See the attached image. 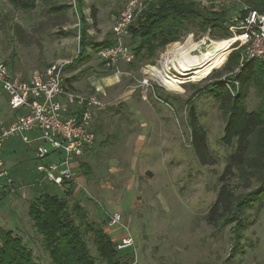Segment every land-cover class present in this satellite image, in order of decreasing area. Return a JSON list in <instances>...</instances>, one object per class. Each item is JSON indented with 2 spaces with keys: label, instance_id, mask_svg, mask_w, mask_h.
<instances>
[{
  "label": "rangeland",
  "instance_id": "1",
  "mask_svg": "<svg viewBox=\"0 0 264 264\" xmlns=\"http://www.w3.org/2000/svg\"><path fill=\"white\" fill-rule=\"evenodd\" d=\"M129 1L82 0L78 8L75 0H39L35 10L22 11L0 0V63L23 78L62 65L65 89L80 94L97 89L104 104L95 117L94 144L81 159L89 174L84 175L78 167L75 183L65 195L62 189L40 182L36 145H25L17 137L4 143L1 158L14 180V193L0 195V227L21 238L36 264H50L42 236L27 214L28 203L48 192L66 198L71 212L79 205L86 222L102 227L114 243L121 245L123 239L130 238V248L116 249L129 264H264V201L243 213L248 225L238 234L241 251L234 259H230L237 242L233 225L214 229L205 220L232 149L221 143L225 117L218 102L198 90L216 80L227 82L228 57L240 52L244 59L242 50L231 48L218 71L199 82H186L179 93L167 91L146 74L151 66L160 71L168 67V57L189 38L194 43L230 39L227 22L239 17L246 6L241 0H192L204 10L224 12L227 33L221 28L203 33L197 23L189 24L177 42L157 48L149 59L107 70L98 54L88 48V59L67 69L78 55L84 24L92 42L112 39V27ZM156 1L147 0L141 17L127 31L125 42L132 51L138 44L132 32L142 28L148 5ZM259 103L250 89L247 111L255 110ZM190 110L206 133L211 165H201L192 150ZM12 115L15 112L1 98L0 120ZM227 182L236 195L252 192L258 185L236 175ZM113 214H119L120 221L109 228ZM86 241L92 256L98 258L92 236L88 234ZM97 264H102L99 258Z\"/></svg>",
  "mask_w": 264,
  "mask_h": 264
},
{
  "label": "trees",
  "instance_id": "2",
  "mask_svg": "<svg viewBox=\"0 0 264 264\" xmlns=\"http://www.w3.org/2000/svg\"><path fill=\"white\" fill-rule=\"evenodd\" d=\"M38 1L7 0L11 6L22 11L35 10ZM241 1L254 10L262 11L261 8L264 7V0ZM75 2L78 8L82 7V0ZM242 15L243 12L240 16ZM144 16L142 28L132 32L133 38L138 40L132 51L134 60L149 59L157 48L177 42L186 25L197 23L204 33L208 29H223V24L226 23L224 12L204 10L192 0H157L155 4L148 5ZM81 21L85 22L83 18ZM223 30L227 33L226 28ZM113 45L111 38L99 43L92 42L85 33L84 24L79 38L78 55L67 65V69H73L88 59V48L92 53L98 54ZM225 70L230 73L227 82L216 80L198 91L202 90L218 102L225 117L221 143L232 149L218 180L221 187L205 220L214 229L225 224L233 225L236 234L234 241L237 242L230 252V259H234L241 251L238 234L248 225L242 218L243 213L264 201V62L246 61L240 52H233L228 57ZM64 82H68V79ZM250 89L254 90L260 103L255 110L248 112L245 101ZM196 95L197 93L194 94ZM188 127L194 155L201 165H211L213 162L206 133L193 110L188 114ZM79 167L84 175L89 174L86 163L79 160ZM235 175L243 181L254 180L258 184L257 188L247 194L236 195L227 182ZM72 185L74 183L64 184L63 195L71 191ZM27 214L34 229L42 236V244L50 264H97L98 258L102 264H129L121 259L116 250L117 244L102 227L86 222L79 205H74L72 212L69 210L66 198L44 192L35 201L28 203ZM88 234L92 236L98 258L92 256L88 248ZM0 264H36L32 251L23 245L21 238L1 227Z\"/></svg>",
  "mask_w": 264,
  "mask_h": 264
},
{
  "label": "built area",
  "instance_id": "3",
  "mask_svg": "<svg viewBox=\"0 0 264 264\" xmlns=\"http://www.w3.org/2000/svg\"><path fill=\"white\" fill-rule=\"evenodd\" d=\"M146 2L130 0L116 19L111 30L114 45L98 53L107 70H116L119 64L129 65L134 61L125 37L129 27L141 17ZM227 23L231 39L235 40L232 49H241L246 61L264 62V10L245 7L242 16ZM62 69V65H52L23 78L0 63V97L6 99L9 109L16 114L7 125L0 124V195L14 193V180L1 158L4 143L14 137L25 145H36L40 182L62 190L66 182L75 183L79 160L95 141V114L104 110V104L98 98L97 89L91 94L65 89ZM145 85L149 86L147 82ZM50 156L53 157L49 161ZM119 221V214L111 215L108 227ZM132 244L130 238L123 239L116 249L130 248Z\"/></svg>",
  "mask_w": 264,
  "mask_h": 264
},
{
  "label": "bare ground",
  "instance_id": "4",
  "mask_svg": "<svg viewBox=\"0 0 264 264\" xmlns=\"http://www.w3.org/2000/svg\"><path fill=\"white\" fill-rule=\"evenodd\" d=\"M205 40L194 43L189 38L168 57L166 60L168 67H164L160 71L151 66L147 69L146 74L155 79L167 91L175 93H179L182 89L181 86L186 82L196 83L211 76L212 73L219 70V66L228 55L235 40L231 38L218 41L210 40L206 43ZM169 70H173V72Z\"/></svg>",
  "mask_w": 264,
  "mask_h": 264
},
{
  "label": "crops",
  "instance_id": "5",
  "mask_svg": "<svg viewBox=\"0 0 264 264\" xmlns=\"http://www.w3.org/2000/svg\"><path fill=\"white\" fill-rule=\"evenodd\" d=\"M1 98H4V97H0V99ZM5 99V98H4ZM101 111H103V110H101ZM101 111H98L96 114H95V117L97 116V114L98 113H101ZM15 116H16V114L13 116H10V117H8L7 119H5V120H0V124H2V125H7L9 122H11L14 118H15ZM94 123H95V120H94ZM94 131H95V127H94ZM3 147H4V145H3ZM2 150H3V148H2ZM13 204H14V202H13Z\"/></svg>",
  "mask_w": 264,
  "mask_h": 264
}]
</instances>
